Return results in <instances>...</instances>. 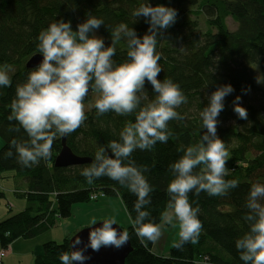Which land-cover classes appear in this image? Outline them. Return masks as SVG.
I'll use <instances>...</instances> for the list:
<instances>
[{
    "label": "trees",
    "instance_id": "obj_1",
    "mask_svg": "<svg viewBox=\"0 0 264 264\" xmlns=\"http://www.w3.org/2000/svg\"><path fill=\"white\" fill-rule=\"evenodd\" d=\"M162 4L177 10L175 23L162 30L158 36L157 51L162 72L158 79L171 78L178 83L187 97V103L177 112L183 119L169 121L172 132L167 143H157L152 150L133 152L131 159L138 166H146L145 176L153 186L151 204L147 210L151 218L159 217L169 199L167 185L172 179L170 165L177 160L181 146L199 141L202 132L200 113L209 103V96L220 85L230 84L233 92L223 101L224 110L219 114L217 135L224 140L230 158L227 168L230 175L225 179H237L238 186L223 196H199L189 194L193 206L201 209L198 218L202 231L196 244L187 243L183 250L173 245L168 254L155 253L152 243H141L135 229L128 226L131 251L126 264H244L240 259L235 241L248 231L246 202L250 187L259 181L264 183V84L254 80L253 66H257L264 82V0H0V65L13 68L11 86L0 87V172H14L17 180L15 193L23 197L25 206L0 220V248L7 250L17 237H36L55 225L56 220L69 217L72 206L91 201V193L120 198L127 215L135 217L133 204L136 197L126 187L104 176L88 184L80 172L94 159L100 146L107 147L135 115L119 116L114 112L98 115L93 107L97 93L90 91L85 99L87 119L76 131L64 136L66 145L76 155L85 156L88 162L79 165L54 166L61 149L62 137L52 145L50 158L39 164L25 167L17 162L12 139H27V134L15 120L9 121L11 102L16 86L26 80L35 67L25 63L31 55L39 53L38 35L55 20L70 21L75 31L89 13L102 19L96 33L105 46L111 43V33L120 24L132 27L137 36L148 31L145 17L133 16L141 4ZM226 17L237 23L234 31L228 29ZM135 20V22H133ZM200 20L204 27L201 28ZM40 54V53H39ZM127 44L121 40L114 60L119 63L127 58ZM149 98H154L152 86L145 81ZM250 94L259 100L247 101ZM247 110V119L234 112V101ZM12 150V157L5 154ZM21 184V187L19 186ZM2 190V189H1ZM0 192V197L3 196ZM69 237L61 243L44 241L40 255L34 264H62L60 253L69 251Z\"/></svg>",
    "mask_w": 264,
    "mask_h": 264
},
{
    "label": "clouds",
    "instance_id": "obj_2",
    "mask_svg": "<svg viewBox=\"0 0 264 264\" xmlns=\"http://www.w3.org/2000/svg\"><path fill=\"white\" fill-rule=\"evenodd\" d=\"M177 15L173 7L141 4L133 16L135 20L145 17L148 31L140 37L132 27L122 23L112 31L108 46L95 34L104 21L91 13L78 23L75 31L70 21L61 19L49 23L38 35L42 59L26 80L17 84L8 120L19 124L12 131L19 132L23 128L27 134V139H12L10 145L15 149L17 162L31 167L50 158L58 136H68L81 127L87 119L85 99L90 91L97 93L93 107L98 115L134 114L135 120L125 124L119 139L110 141L107 147H98L94 159L80 174L88 184L106 176L136 197L135 217L129 213V220L141 243L156 244L166 227H171L178 229L173 247L183 250L187 243L196 244L202 231L198 218L201 209L198 202L193 206L189 194L199 196L205 192L209 196H223L238 186V180L225 179L230 175L227 168L230 152L217 135L223 101L233 92L230 84H224L211 93L208 105L200 113L202 128L206 131L198 142L181 146L178 151L182 155L170 165L172 179L166 189L169 199L159 222L154 221L147 210L154 189L145 176L147 167L138 166L131 156L137 149L152 150L158 142L167 143L172 136L169 121L183 119L177 109L187 103L186 95L171 78L158 79L162 72L158 36L175 23ZM122 39L127 44V58L117 63L113 58ZM13 71L7 63L0 65V87L11 86ZM145 81L151 84L154 98H149ZM239 100L237 96L234 112L246 120L247 110L237 103ZM11 149L5 154L7 157H12ZM246 208L244 219L249 228L236 239L235 247L244 264H264V183L257 181L251 185ZM100 222V226H96V218L89 222L92 250L121 248L128 243L129 232L113 227L117 224L114 217ZM80 243L77 237L71 246L74 250L60 253L62 264L74 261L83 264L88 257L84 250L76 247Z\"/></svg>",
    "mask_w": 264,
    "mask_h": 264
},
{
    "label": "rangeland",
    "instance_id": "obj_3",
    "mask_svg": "<svg viewBox=\"0 0 264 264\" xmlns=\"http://www.w3.org/2000/svg\"><path fill=\"white\" fill-rule=\"evenodd\" d=\"M226 24L228 29L234 31L237 23L234 22V20L230 17H226ZM200 26L201 28L204 27L203 20H200ZM97 36H99L97 33H95ZM254 71V80L259 85H263L264 82H262L260 71L258 70L257 66H253ZM259 98L255 94H250L247 98V101H251L253 103L257 102ZM88 106V105H87ZM86 106V107H87ZM2 139L0 138V145L2 144ZM14 172L4 170V172H0V192H3V196L0 197V215L4 214L5 216L9 215L10 213H16L17 210L21 209V205H24L25 201L23 197L18 196L15 193V187L17 186V180L13 179ZM19 186L21 187V184L19 183ZM2 189V190H1ZM116 197V196H113ZM111 197V198H113ZM116 199L119 200V203L122 207L117 209H113V211H110L108 209H105L103 212V215L101 213L98 216L99 221L103 218H109L114 217L118 224L122 227V229H126L128 231V225L127 223L130 222L129 217L127 215V212L125 210V207H123L122 202H120V199L117 197ZM95 206L99 202V199H91V201L88 202V204H92ZM88 205V206H89ZM111 206V205H110ZM21 207V208H20ZM111 212V213H107ZM3 219V218H2ZM98 221V220H97ZM84 226V225H82ZM89 226V224L87 225ZM59 226H52L49 227V229L43 231L41 234H39V237L42 241H48V240H54L56 242L61 243V241L65 238V236H62ZM79 230L82 229V227L78 228ZM73 234V233H72ZM71 236V234H70ZM69 237V236H68ZM178 239V229H173L171 227H166L164 231V235L161 237V239L156 243L152 245V249L154 252H161L163 255L166 254V252L170 249V247L173 245V243ZM3 261V259H2ZM2 264V263H1ZM203 264V263H202Z\"/></svg>",
    "mask_w": 264,
    "mask_h": 264
},
{
    "label": "crops",
    "instance_id": "obj_4",
    "mask_svg": "<svg viewBox=\"0 0 264 264\" xmlns=\"http://www.w3.org/2000/svg\"><path fill=\"white\" fill-rule=\"evenodd\" d=\"M113 198H117V196ZM88 205V202L74 204L71 208L72 212L69 217L56 220L54 226L60 227L59 231L62 236H65V238L69 236L70 238V234L73 235L79 230L78 228L87 226L92 218H96V220L99 221V214L101 213V215H103L99 205L93 206V202L89 206ZM22 206L24 207L25 203L24 205H21V207ZM2 218L4 219L6 218V216L4 214H1L0 220H2ZM130 224V222L127 223L128 226H130ZM43 242L44 241L41 240L39 235L28 239L17 237V239L13 240L9 244L6 256L3 258L2 264H34L35 258L40 255ZM168 252L169 250L166 252V254H168ZM155 253L159 254L161 252L158 251Z\"/></svg>",
    "mask_w": 264,
    "mask_h": 264
},
{
    "label": "water",
    "instance_id": "obj_5",
    "mask_svg": "<svg viewBox=\"0 0 264 264\" xmlns=\"http://www.w3.org/2000/svg\"><path fill=\"white\" fill-rule=\"evenodd\" d=\"M42 59L41 54L35 53L31 55L30 58L27 59L25 65L29 68L36 67L40 60ZM90 161L89 158L81 155H76L69 145H66L65 138L62 137L61 141V149L56 155L54 160V166H68V165H79L80 163ZM102 221V220H101ZM101 222L97 221L96 226H100ZM89 226L82 227V229L78 230L76 233L71 235L69 238V251L72 249V244L75 239L79 237L81 243L76 247L84 250V255L88 257L83 261V264H126L125 258L128 253L131 251L130 240L127 244H125L121 248L115 247H101L99 251H94L89 246ZM113 227L117 228L118 231H122V227L117 223L113 225ZM73 264H79V262H73Z\"/></svg>",
    "mask_w": 264,
    "mask_h": 264
},
{
    "label": "bare ground",
    "instance_id": "obj_6",
    "mask_svg": "<svg viewBox=\"0 0 264 264\" xmlns=\"http://www.w3.org/2000/svg\"><path fill=\"white\" fill-rule=\"evenodd\" d=\"M98 199H99V202L95 206L99 205L102 213L105 211V209H108L110 211H113V209H115V208H117V209L121 208L122 209V207L119 203V200L116 198H111V197H107L105 195H102ZM120 202H121V200H120ZM107 213H111V212H107Z\"/></svg>",
    "mask_w": 264,
    "mask_h": 264
},
{
    "label": "built area",
    "instance_id": "obj_7",
    "mask_svg": "<svg viewBox=\"0 0 264 264\" xmlns=\"http://www.w3.org/2000/svg\"><path fill=\"white\" fill-rule=\"evenodd\" d=\"M103 194L100 193H91L90 198L93 199H98L99 197H101ZM7 250H4L2 248H0V264L2 263V259L6 256ZM204 263V261L202 262Z\"/></svg>",
    "mask_w": 264,
    "mask_h": 264
}]
</instances>
